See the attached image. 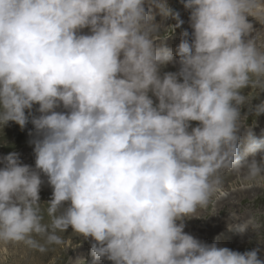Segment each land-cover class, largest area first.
I'll list each match as a JSON object with an SVG mask.
<instances>
[{
    "label": "clouds",
    "instance_id": "obj_1",
    "mask_svg": "<svg viewBox=\"0 0 264 264\" xmlns=\"http://www.w3.org/2000/svg\"><path fill=\"white\" fill-rule=\"evenodd\" d=\"M181 3L192 32L173 51L155 38L152 9L174 28L184 21L164 0H0V126L35 129V168L15 152L0 159V243L43 252L34 235L61 244L57 230L71 226L94 241V264H264L259 249L184 231L225 171L264 185V136L240 135L242 91L264 94V48L248 20L264 22V0Z\"/></svg>",
    "mask_w": 264,
    "mask_h": 264
},
{
    "label": "rangeland",
    "instance_id": "obj_2",
    "mask_svg": "<svg viewBox=\"0 0 264 264\" xmlns=\"http://www.w3.org/2000/svg\"><path fill=\"white\" fill-rule=\"evenodd\" d=\"M164 2L167 4L166 0H164ZM180 8L184 9L183 6ZM152 15L155 20L162 17L158 9L154 8L152 9ZM184 15L185 13H180V19L183 20L184 23H187L189 18L186 19ZM249 22L253 24L254 31L252 36L256 39L257 45L264 48V26L261 30H256V20L253 18L249 20ZM161 23L156 39L164 40L167 38L164 44L174 51L180 43L176 42V44L174 40H177V38L172 37L174 34H171V28L174 27L176 23H173L171 17L165 18V24L162 20ZM165 26L167 27L166 31H164ZM81 34H90V30L88 28L82 29ZM179 36H181V34ZM157 43L160 42L157 41ZM178 59L179 58L174 52V61H178ZM178 68V63L169 64L162 68L161 71L166 72L171 70L172 72H176ZM242 94H244L247 99L244 107L241 108L240 135L243 139L246 137L247 133L251 131L254 136L260 138L264 136V114L255 116L251 114V110L256 104L264 100V94L252 88H245ZM153 99L155 100L154 97ZM57 110L59 111L62 109ZM198 123L199 122L193 121L191 125L195 127ZM19 130H21V127L18 124L14 126L13 121H9L4 128L0 126V138H5V144H0V159L14 152L15 145L21 146L18 149V157H25L26 154L35 155L33 149L23 148V146L26 145L23 144L25 141L23 139L24 135L14 134ZM260 155V153L257 154V160H259ZM22 159L20 161L23 164L35 168V161L26 163V161ZM248 159L250 160L252 157L250 156ZM2 167L3 164L0 163V168ZM41 179L43 183L41 184L40 192L43 193L46 190L43 188L46 187L45 182L48 178L46 175L42 174ZM236 192H239L237 193L238 195L234 194ZM216 195L217 197H212L206 208L198 209V213H196L198 217L185 219L184 231L207 244L216 243L218 247H227L241 253L259 249L258 257L264 260V185L256 186L254 183L247 181L242 172L225 171L222 174V184L214 196ZM221 198H225V203L227 204H223L224 210L226 211L222 215H219L217 209L219 206L218 203L220 202L218 199ZM46 201V199H40V212L45 206ZM199 210L202 211L199 212ZM48 222L49 221L42 219L43 224L49 225ZM239 226H246L247 228L241 231L238 228ZM67 232L68 236L65 235L66 231L60 232L57 230V235L62 238L61 244H47L43 237L34 235L33 238L36 239L38 243L44 245L45 251L43 252L38 249L30 248L23 243H0V264H94L91 255V244L94 243V241L91 237L85 239L81 235L79 238L74 239L73 233L76 232L73 230H68ZM101 262L102 264H113L112 261L106 258L96 261L95 264H101Z\"/></svg>",
    "mask_w": 264,
    "mask_h": 264
},
{
    "label": "bare ground",
    "instance_id": "obj_3",
    "mask_svg": "<svg viewBox=\"0 0 264 264\" xmlns=\"http://www.w3.org/2000/svg\"><path fill=\"white\" fill-rule=\"evenodd\" d=\"M166 2H167V5L169 6V7H171L173 10H175V11H177V12H179V13H185V15L184 16H186L185 18L186 19H188L189 18V16H190V10H186L185 8H184V6H183V4L181 3V0H166ZM181 6H183V8L184 9H182V8H180ZM155 9V8H154ZM172 18V17H171ZM251 19H253V17H248V20H251ZM161 20H162V22L165 24V18H163V17H161V18H158L157 20H155L154 22L155 23H157L159 26H161ZM172 20H173V23H177V21L175 20V19H173L172 18ZM253 21V20H252ZM257 22V26L255 27L256 28V30H261L262 29V27L264 26V22H258V21H256ZM166 29H167V27L165 26V28H164V31H166ZM184 30H188V32L190 33V35H191V32H192V29H191V27H190V22L188 21L187 23H184L183 25H181L180 27H177V28H174V27H172L171 28V34L173 33L174 34V36H172V37H175V38H177V40H174V42L176 43V42H180L181 41V36H179ZM255 30V31H256ZM157 36H158V33H156L155 34V38H157ZM177 44V43H176ZM166 72H172L171 70L170 71H166ZM162 73H165L164 71H161V74ZM39 106L38 105H35V106H33V110H32V112H33V114L34 115H39V113L38 112H36V109L38 108ZM244 107V105L242 106V108ZM28 114V110H26V115ZM16 125V123L14 122V126ZM243 128V127H242ZM32 133V135H30L29 133ZM14 134H16V135H20V134H23L24 135V137H23V139L25 140L24 142H23V144H26L25 146H23V148H25V149H34V144L32 143V141H33V139L35 138V129H34V126L32 125V123L29 121V123L27 124V126H25V128L24 129H21V130H19V131H16ZM16 139V138H15ZM0 144H5V138H0ZM23 144H21V145H23ZM18 147V148H17ZM21 146L20 145H15L14 146V152L15 153H17V154H19V148H20ZM33 152V151H32ZM24 159L25 161H26V163L27 162H32V161H34V160H32V159H35V155H30V154H26L25 155V157L24 156H22V157H19V159L21 160V159ZM22 159V160H23ZM46 187L45 188H43V189H46L43 193L42 192H39V196H40V199H46L47 201H46V204H45V206L41 209V215H42V217H43V219L45 220V221H49L48 223H49V225L51 224L50 222H51V217H49L48 216V214H47V208H48V203L47 202H49L51 199H52V196H53V188H52V186H50L49 184H48V180H46ZM40 191H41V189H40ZM240 192V191H239ZM239 192H236V193H234V194H237V193H239ZM243 193V192H242ZM246 194V193H245ZM238 195V194H237ZM243 195V194H242ZM213 197H217V195L216 196H214L213 195ZM218 201L220 202V203H218L219 204V206H218V209H217V211H218V213H219V215H222L226 210H224V203H225V201H226V199L224 198H221V199H218ZM234 203V202H233ZM225 204H227V203H225ZM217 205V204H216ZM67 205H65V207H66ZM229 208V207H228ZM227 209V208H226ZM202 210H199V212H201ZM197 213H198V211H197ZM217 213V212H216ZM179 223V222H178ZM212 223V222H211ZM213 226V225H212ZM68 230H73L72 228H71V226H69V228L66 230V234L65 235H67L68 236ZM206 230V229H205ZM57 234V233H56ZM197 234V233H196ZM66 236V237H67ZM81 236V234H77V233H73V237H74V239H76V238H79ZM196 237V236H195ZM198 237V236H197ZM82 238V237H81ZM92 239V238H91ZM87 242V241H86ZM101 264H102V262H101Z\"/></svg>",
    "mask_w": 264,
    "mask_h": 264
}]
</instances>
